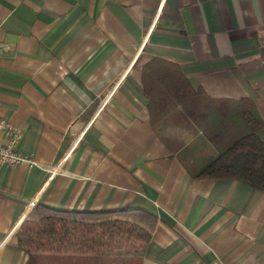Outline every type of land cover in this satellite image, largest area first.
<instances>
[{"label":"crops","instance_id":"obj_1","mask_svg":"<svg viewBox=\"0 0 264 264\" xmlns=\"http://www.w3.org/2000/svg\"><path fill=\"white\" fill-rule=\"evenodd\" d=\"M0 44V119L34 162L0 165V264H26L38 205L156 217L139 252L74 264H264V193L192 177L203 150L173 100H250L264 143V0H0Z\"/></svg>","mask_w":264,"mask_h":264},{"label":"trees","instance_id":"obj_2","mask_svg":"<svg viewBox=\"0 0 264 264\" xmlns=\"http://www.w3.org/2000/svg\"><path fill=\"white\" fill-rule=\"evenodd\" d=\"M178 90L183 97L173 100L184 106L192 132L198 134L194 146L203 150L201 163L185 162L192 177L233 180L264 193V143L257 136L262 122L253 103L215 100L182 86ZM156 221L142 210L74 212L38 205L18 232L17 243L27 255L26 264H74L76 258L67 254L121 251L133 234L144 246L146 230Z\"/></svg>","mask_w":264,"mask_h":264},{"label":"built area","instance_id":"obj_3","mask_svg":"<svg viewBox=\"0 0 264 264\" xmlns=\"http://www.w3.org/2000/svg\"><path fill=\"white\" fill-rule=\"evenodd\" d=\"M6 51H8V46L6 44H0V55L4 54ZM0 131H5L8 134L7 142L5 144H0V165L16 167L23 163H27L29 166H32L34 162L30 158L23 155L18 149V145L21 140V134L3 119H0ZM77 142L78 140L75 141L72 149L76 146ZM61 163L48 168L50 177L63 173ZM33 206L34 203L31 204V207Z\"/></svg>","mask_w":264,"mask_h":264},{"label":"rangeland","instance_id":"obj_4","mask_svg":"<svg viewBox=\"0 0 264 264\" xmlns=\"http://www.w3.org/2000/svg\"><path fill=\"white\" fill-rule=\"evenodd\" d=\"M126 239V238H125ZM129 247H122V251L123 252H127L128 254L131 253H135V252H139L141 250V248L143 247V242H142V239L139 235L137 234H133L131 235L129 238Z\"/></svg>","mask_w":264,"mask_h":264},{"label":"water","instance_id":"obj_5","mask_svg":"<svg viewBox=\"0 0 264 264\" xmlns=\"http://www.w3.org/2000/svg\"><path fill=\"white\" fill-rule=\"evenodd\" d=\"M30 211H31V209H30Z\"/></svg>","mask_w":264,"mask_h":264}]
</instances>
